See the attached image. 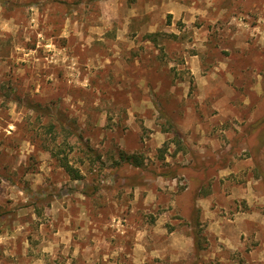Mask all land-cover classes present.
<instances>
[{"label":"rangeland","instance_id":"1","mask_svg":"<svg viewBox=\"0 0 264 264\" xmlns=\"http://www.w3.org/2000/svg\"><path fill=\"white\" fill-rule=\"evenodd\" d=\"M263 113L264 0H0V264H264Z\"/></svg>","mask_w":264,"mask_h":264},{"label":"trees","instance_id":"2","mask_svg":"<svg viewBox=\"0 0 264 264\" xmlns=\"http://www.w3.org/2000/svg\"><path fill=\"white\" fill-rule=\"evenodd\" d=\"M151 37V35H148ZM52 128V126L50 125ZM252 130L251 132L254 134V140L257 144L264 145V113L251 125ZM52 155L55 156L61 167L73 178L78 179L79 178V172L76 171L68 162L66 156L59 157L58 153L51 151ZM125 161H131L134 165L138 166L140 165L138 158L134 157L133 155H125L123 157ZM131 159V160H130ZM133 159V160H132Z\"/></svg>","mask_w":264,"mask_h":264}]
</instances>
